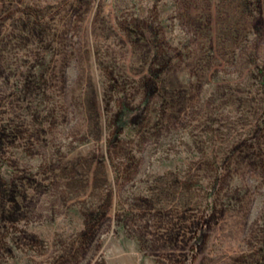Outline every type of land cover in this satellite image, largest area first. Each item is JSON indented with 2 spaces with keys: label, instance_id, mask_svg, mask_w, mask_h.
<instances>
[{
  "label": "rangeland",
  "instance_id": "1",
  "mask_svg": "<svg viewBox=\"0 0 264 264\" xmlns=\"http://www.w3.org/2000/svg\"><path fill=\"white\" fill-rule=\"evenodd\" d=\"M0 264H264V0H0Z\"/></svg>",
  "mask_w": 264,
  "mask_h": 264
},
{
  "label": "trees",
  "instance_id": "2",
  "mask_svg": "<svg viewBox=\"0 0 264 264\" xmlns=\"http://www.w3.org/2000/svg\"><path fill=\"white\" fill-rule=\"evenodd\" d=\"M126 116H127V115H126ZM125 119H126V118H124L123 120H121V121H120V123H119V127H118V130H117V129H115V130H114V132L112 133V134H113V136L119 133V131H120V130H121V128H122V125H124V124H125V122H126V121H125Z\"/></svg>",
  "mask_w": 264,
  "mask_h": 264
}]
</instances>
